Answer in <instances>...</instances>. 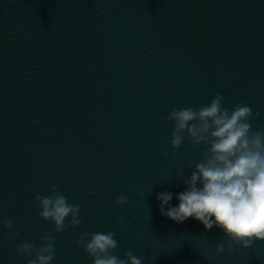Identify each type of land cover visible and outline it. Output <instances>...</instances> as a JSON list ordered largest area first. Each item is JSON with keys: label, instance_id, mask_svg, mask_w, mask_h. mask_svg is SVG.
<instances>
[{"label": "water", "instance_id": "95a60500", "mask_svg": "<svg viewBox=\"0 0 264 264\" xmlns=\"http://www.w3.org/2000/svg\"><path fill=\"white\" fill-rule=\"evenodd\" d=\"M216 93L264 129V0H0V219L20 232L0 224V264H27L15 245L53 227L34 202L52 185L82 223L55 234L51 264H92L76 240L109 231L112 254L142 264H264V241L217 256L222 230L160 214L157 194L177 206L207 147L185 140L173 156L165 117Z\"/></svg>", "mask_w": 264, "mask_h": 264}, {"label": "clouds", "instance_id": "9594fccd", "mask_svg": "<svg viewBox=\"0 0 264 264\" xmlns=\"http://www.w3.org/2000/svg\"><path fill=\"white\" fill-rule=\"evenodd\" d=\"M259 116L243 102L232 108L224 106V96L216 93L207 105L174 107L165 117L173 122L171 132L172 155L177 156L182 142L187 140L193 148L206 145L200 162L196 163L189 177H183L186 190L176 194L177 206H170L173 193L157 194L160 214L176 223L192 218L203 224L205 230L216 227L227 238L216 245L217 256L224 252H236V246L250 248L257 241H264V129L253 131L250 121ZM165 149L168 137H161ZM168 156L167 150L162 151ZM94 183V182H93ZM91 194V192H90ZM37 215L53 227L45 235L38 236L39 247L24 241L15 245L18 255L27 258V264H51L55 259L56 233L78 227L81 206L69 203L67 197L55 185L47 195H35ZM115 203L123 207L131 203L121 194ZM167 208V210H165ZM66 218L68 222L65 223ZM25 223L30 220L25 217ZM121 230L131 225V220L119 217ZM8 229L9 238H20V232H12L13 221L0 219ZM115 232H83L76 246L83 248L92 264H142V260L129 249L124 258L112 253L118 247Z\"/></svg>", "mask_w": 264, "mask_h": 264}]
</instances>
